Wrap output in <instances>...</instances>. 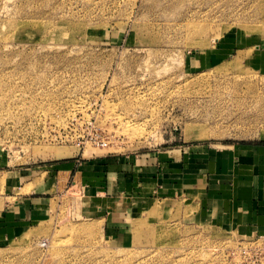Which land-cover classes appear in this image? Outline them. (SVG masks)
<instances>
[{"label": "rangeland", "instance_id": "1", "mask_svg": "<svg viewBox=\"0 0 264 264\" xmlns=\"http://www.w3.org/2000/svg\"><path fill=\"white\" fill-rule=\"evenodd\" d=\"M262 141L264 0H0V264H264L263 226L187 195L108 221L57 169Z\"/></svg>", "mask_w": 264, "mask_h": 264}, {"label": "crops", "instance_id": "2", "mask_svg": "<svg viewBox=\"0 0 264 264\" xmlns=\"http://www.w3.org/2000/svg\"><path fill=\"white\" fill-rule=\"evenodd\" d=\"M58 167L64 173L73 171L81 176L86 194L92 197V206L86 211L107 212L102 215L107 220L141 213L157 198L169 201L187 195L196 196L201 206L204 204L202 214H221L228 221L241 217L264 227V141L223 147L206 142L179 144L137 154L81 158ZM14 172V179H24L21 169ZM31 191V195L37 193ZM18 206L17 216L25 215L23 205ZM218 206L228 212L218 213ZM234 210L236 215L232 217Z\"/></svg>", "mask_w": 264, "mask_h": 264}, {"label": "bare ground", "instance_id": "3", "mask_svg": "<svg viewBox=\"0 0 264 264\" xmlns=\"http://www.w3.org/2000/svg\"><path fill=\"white\" fill-rule=\"evenodd\" d=\"M190 129V128H189ZM191 130V129H190ZM205 134H206V130H204V131H202V132H199L198 134H196V137H203V136H205ZM187 137H190V134H188V136ZM153 209H154V211L155 210H157L158 209V205H156V206H154V207H152ZM151 208V209H152ZM151 209H149V210H151ZM152 209V210H153ZM165 234V233H164ZM162 235H163V233H162ZM182 245V243L181 242H179L178 243V246L177 247H180ZM181 247H183V246H181ZM139 254L140 255H142V256H144L145 254H144V250H143V252H142V250L139 252Z\"/></svg>", "mask_w": 264, "mask_h": 264}, {"label": "built area", "instance_id": "4", "mask_svg": "<svg viewBox=\"0 0 264 264\" xmlns=\"http://www.w3.org/2000/svg\"><path fill=\"white\" fill-rule=\"evenodd\" d=\"M99 145L104 146V145H105V142L100 141V142H99Z\"/></svg>", "mask_w": 264, "mask_h": 264}]
</instances>
